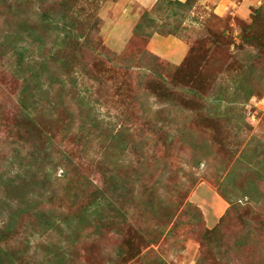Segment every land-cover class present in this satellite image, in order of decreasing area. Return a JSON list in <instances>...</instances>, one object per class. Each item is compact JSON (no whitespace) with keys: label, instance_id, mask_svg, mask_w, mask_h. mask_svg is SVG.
Segmentation results:
<instances>
[{"label":"rangeland","instance_id":"374dc122","mask_svg":"<svg viewBox=\"0 0 264 264\" xmlns=\"http://www.w3.org/2000/svg\"><path fill=\"white\" fill-rule=\"evenodd\" d=\"M51 1L0 0L4 178L12 175L2 158L10 155L24 77L40 59L26 27ZM218 1L70 0L61 7L57 16L77 40L61 43V28L43 35L41 52L54 60L29 84L40 99L36 126L49 142L42 163L58 196L57 224L43 235L23 225L27 233L9 241L12 252L0 264L12 257L15 264H264V0ZM93 38L122 59L106 61ZM25 49L28 69L18 70L17 52ZM156 73L164 83L148 90ZM97 161L117 165L104 170ZM112 166L128 194L111 198L114 206L94 219L89 184L101 186ZM0 205L1 226L8 207ZM91 221L101 224L98 235Z\"/></svg>","mask_w":264,"mask_h":264},{"label":"trees","instance_id":"16d2710c","mask_svg":"<svg viewBox=\"0 0 264 264\" xmlns=\"http://www.w3.org/2000/svg\"><path fill=\"white\" fill-rule=\"evenodd\" d=\"M174 1L178 4H186L189 0L184 2L177 0ZM68 2H70V0H66L59 4L56 0H52L49 7H46V11H42L38 21L36 18V21L34 19L33 22H30L33 25L26 27V29L29 30L27 33L28 37L33 38L34 41H39L38 46L41 47L43 45V40L41 38L43 35H47L49 32H53V30L59 28H61L63 32V35L60 37L61 43L62 41L70 42L71 40L75 42L77 40L75 38L76 36L72 37L66 32V28L68 26L66 17L57 16L59 15L58 11L61 9V7H67ZM94 24L95 26H98L99 21L94 20ZM138 26L139 23L137 24V27ZM70 29H73L75 33L76 29L74 23H72ZM137 29L138 28L135 30ZM151 35L152 34H146L148 38H150ZM87 41L88 39L86 40L84 46H86ZM92 43L94 44V50H96L101 56H104L106 61L118 62V60L122 59L117 57L116 54L111 53L103 48L99 42H96L95 38L92 39ZM39 48L37 51L39 53L38 56L40 59L33 60L34 66L31 69L32 71L29 73V81L24 77V85L26 86L23 88L24 90H22L21 96L19 97V105L17 107L16 116L9 127V132L13 134L11 136V140H9L7 144L10 149V155L8 157L2 158V161H5L3 164L5 170L9 167L8 172H12V175H7L4 178L3 176L5 172L0 170V192H3L5 196H0V202H5L6 206L8 207L5 211L6 219L0 226V256L5 255L6 258L8 257L9 251L12 252L11 248L9 247V241H11L15 236L20 235L23 232L21 229H23L24 226L31 230L28 233L34 232L43 235L45 230L53 229L57 224V219L55 215H53V204L55 203L54 200L58 196L55 194L56 189L53 191L49 190L50 187H52L51 183L49 182V176L51 172H48L42 163L43 158L47 154L46 146L49 142L44 135V132L38 129L36 126L34 112L38 107V103H40V99L31 94V87L29 86L31 80L35 79L38 81L40 78V72L38 68H45L49 62L53 63L54 60L52 54H42L41 48ZM25 53L28 54V56L31 55V52H29V54L28 50L26 49L22 50V52H17L16 67L18 70H20L23 66L28 69L29 61H27V63L25 62V59H28L25 57ZM151 57L153 59H157V57L154 55ZM124 67L128 68V66L125 64ZM156 74L158 80L155 79L153 82V80H150V78L147 79L146 82L148 90L154 89L156 91L159 89L160 85L162 86L164 83V78L161 77L160 73ZM152 83L156 84V88L152 87ZM36 85H39V83ZM79 103L83 104V101L81 100ZM153 119L151 120L153 121ZM36 131H38L37 135L34 136V132ZM111 162L114 164V166L117 165V162L115 161H110L108 163ZM108 163L104 161H97L96 164L105 170ZM114 166L108 168L109 172L105 174V179L102 181L101 186L93 183L89 184L91 191L88 197V199H90L87 205L93 208L92 214L94 219H102L104 214L101 212V207L105 209L104 206H109L110 210V208L114 206V199L111 200V198H117L120 196L123 197V195L125 196V194H128L126 185L118 184L116 182V176L113 172ZM11 167H14V170L10 169ZM57 178L58 180H61L60 178L65 179L66 175L63 177L57 176ZM83 183L82 189H84L85 184L87 185V182ZM55 187L56 186L53 184V188ZM82 189H78L75 191L76 193L72 192L69 197V201H77ZM108 192L112 194L107 196L106 194ZM116 193H119V195L114 196ZM6 197L9 198L8 201H6ZM103 202L105 204H102ZM3 209L4 208L0 205V214L2 213ZM17 217H21L22 221H18ZM112 217L114 218L115 216ZM26 219H30L31 221H27ZM68 219L69 218L63 220L64 224L66 225L65 231L67 233L73 229V224L70 223ZM88 227L96 235H98L100 229L102 228L101 224L97 225L96 223H93V221L89 222ZM79 228H81V226L77 227V229ZM14 260L15 258L12 257V259L8 261V264H15Z\"/></svg>","mask_w":264,"mask_h":264},{"label":"crops","instance_id":"0c3cea01","mask_svg":"<svg viewBox=\"0 0 264 264\" xmlns=\"http://www.w3.org/2000/svg\"><path fill=\"white\" fill-rule=\"evenodd\" d=\"M152 1H154V0H144V3L147 4V3H150V2H152ZM218 3H222V0H219ZM182 57H183V56H182Z\"/></svg>","mask_w":264,"mask_h":264}]
</instances>
